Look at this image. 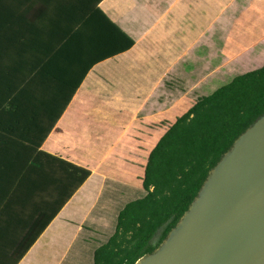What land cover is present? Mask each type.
Wrapping results in <instances>:
<instances>
[{"label": "crops", "instance_id": "1", "mask_svg": "<svg viewBox=\"0 0 264 264\" xmlns=\"http://www.w3.org/2000/svg\"><path fill=\"white\" fill-rule=\"evenodd\" d=\"M25 10L21 30L37 57L28 83L39 100H62L60 109L72 98L30 162L43 152L92 175L62 209L47 206L48 216L58 213L46 228L0 226V264H15L28 235L33 243L16 264H94L119 198L141 189L136 179L168 127L264 67V0H33ZM156 124L165 130L159 140Z\"/></svg>", "mask_w": 264, "mask_h": 264}, {"label": "trees", "instance_id": "2", "mask_svg": "<svg viewBox=\"0 0 264 264\" xmlns=\"http://www.w3.org/2000/svg\"><path fill=\"white\" fill-rule=\"evenodd\" d=\"M32 1L0 0V203H6L0 214L3 231L26 222L41 230L46 228L58 213L53 209L48 216L47 209L53 205L62 209L92 175L90 170L43 152L42 161L30 162L72 99L60 109L62 100H39L37 84L28 83L29 70L36 79L37 57L27 43L31 37L28 30H21V25ZM125 38L129 49L133 41ZM53 102L59 112L53 109ZM262 115L264 67L199 99L177 118L149 155L142 189L119 198L107 239L98 241L101 245L92 253L93 263L135 264L157 250L189 209L210 171ZM53 166L54 180L48 170ZM54 183L57 197L52 202L50 188ZM10 190L13 193L8 196ZM29 238L33 237L28 235L17 245L15 264L31 247Z\"/></svg>", "mask_w": 264, "mask_h": 264}, {"label": "water", "instance_id": "3", "mask_svg": "<svg viewBox=\"0 0 264 264\" xmlns=\"http://www.w3.org/2000/svg\"><path fill=\"white\" fill-rule=\"evenodd\" d=\"M135 264H264V115L210 171L161 246Z\"/></svg>", "mask_w": 264, "mask_h": 264}, {"label": "rangeland", "instance_id": "4", "mask_svg": "<svg viewBox=\"0 0 264 264\" xmlns=\"http://www.w3.org/2000/svg\"><path fill=\"white\" fill-rule=\"evenodd\" d=\"M152 129L155 131V136H156V139L155 140H159V138L163 135L164 133V126H162L161 124H156L154 126H152ZM153 136V134H152ZM152 144V143H151ZM141 150L142 152L145 151V153L147 152V150L149 149V146L147 144V146H144V145H141ZM141 180H143V170L140 171V177L136 179V182H141ZM141 189H142V186H141ZM157 239V237L155 238V240Z\"/></svg>", "mask_w": 264, "mask_h": 264}]
</instances>
